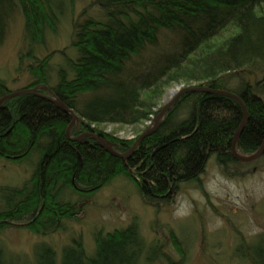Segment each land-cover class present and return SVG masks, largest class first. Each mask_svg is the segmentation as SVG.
Wrapping results in <instances>:
<instances>
[{
	"label": "trees",
	"instance_id": "1",
	"mask_svg": "<svg viewBox=\"0 0 264 264\" xmlns=\"http://www.w3.org/2000/svg\"><path fill=\"white\" fill-rule=\"evenodd\" d=\"M75 1L0 0V45L18 14L25 44L19 61H30L27 71L33 82L28 86L36 87V94L16 95L0 104V157L12 161L35 157L29 179L17 187L0 188V233L22 221L34 233L54 232L79 208L63 196L76 193L83 203L117 174L131 179L142 198L153 204L166 201L180 184L197 179L212 155L223 169L246 164L230 154L243 116L230 96L181 94L155 131L123 160L91 137L68 138L70 114L49 100L51 94L77 116L70 137L92 132L109 140L118 153L130 148L139 129L132 139L121 140L99 125L137 128L151 120L161 108L156 110L165 87L173 82L240 97L246 121L236 141L239 154L255 153L264 137V0H91L71 24L70 45L76 56L55 69L50 83L52 53L38 58L37 49L45 46L48 33H56L67 11L63 4ZM6 93L0 79V97ZM169 232L180 252L181 242ZM94 242L92 254L78 239L65 245L59 256L49 244L38 242L33 261L149 264L158 255L135 221L96 236ZM236 251L244 262L264 264V235L239 243ZM5 256L0 248V264L12 261Z\"/></svg>",
	"mask_w": 264,
	"mask_h": 264
},
{
	"label": "rangeland",
	"instance_id": "2",
	"mask_svg": "<svg viewBox=\"0 0 264 264\" xmlns=\"http://www.w3.org/2000/svg\"><path fill=\"white\" fill-rule=\"evenodd\" d=\"M90 2L77 0L73 5L64 3L62 10L66 7L67 11L56 33H48L45 46L37 49L38 58L52 53L48 70L50 83H54L55 69L64 65L67 58L76 56L75 49L70 45L71 24ZM94 11L90 9V13ZM22 24L17 14L0 45V79L7 92L34 88L28 86L33 82L27 71L30 61H19L25 48ZM245 77L251 79L250 75ZM191 85L195 83L169 84L156 110L182 88ZM153 119L154 116L137 128L113 123L99 127L112 133L116 139H132L135 129H139L141 134L151 128ZM34 160L32 156L23 161L0 157V188L17 187L29 179ZM244 163L223 169L212 155L197 179L180 184L166 201L156 200L153 204L142 198L131 179L117 174L84 198L83 203L79 202L82 198L76 193L63 196L67 201L76 202L79 208L83 206L71 218L62 219L54 232L45 235L34 233L27 228L28 222H15L13 227L0 233V248L5 257L12 260H8L9 264H13V260L14 264H35L33 248L38 242L49 244L59 256L65 245L80 239L89 255L94 250L96 236L124 228L135 221L146 241L152 242L158 250L157 258L149 264H250L238 258L235 252L239 243L245 245L264 235V157ZM170 230L181 242L180 252L171 243Z\"/></svg>",
	"mask_w": 264,
	"mask_h": 264
},
{
	"label": "water",
	"instance_id": "3",
	"mask_svg": "<svg viewBox=\"0 0 264 264\" xmlns=\"http://www.w3.org/2000/svg\"><path fill=\"white\" fill-rule=\"evenodd\" d=\"M42 88H44L45 90H47L48 92H50V90L46 87V86H41ZM36 87L34 88H21L18 89L16 91H12V92H7L6 94L2 95L0 97V104L5 100L8 99L10 97L16 96V95H20V94H36L35 92ZM195 91H204V92H208V93H213V94H223V95H227L232 97L233 99H235L239 105L242 108L243 111V116H242V120L240 122V124L238 125L237 129L235 130L234 134H233V138L231 141V145H230V154L231 156L239 161V162H251L255 159H257L263 152L264 150V137L258 147V149L255 151V153H253L252 155H241L239 153H237L235 146H236V141L237 138L240 134V131L246 121V110L245 107L243 105L242 100L240 99V97H238L237 95H235L234 93H230L228 91L225 90H218V89H208V88H202V87H184L182 88L171 100H169L167 103H165L160 110L157 112V114L154 116L153 119V124L151 126L150 129L143 131L133 142V144L130 146V148L123 152V153H118L115 152L112 148H111V142L101 136L96 135L95 133L92 132H84L82 134H79L75 137H69L68 136V130L71 127V125L74 123V121L76 120L77 116L74 113V111L68 107H66L61 101H59L58 99H56L52 94L49 98L50 101L54 102L56 105H58L63 111L67 112L70 114V121L68 123V125L65 128V135L72 139V140H78L80 141L83 138L86 137H91L93 138L95 141H97V143L99 144V146L101 148H103L106 152L110 153L113 156L116 157H120L123 160H126L134 151L135 147L137 146V144L147 135L151 134L152 132L155 131V129L158 127V124L160 122V120L163 118V116L166 114V112L171 108V106L174 104V102L177 100V98L183 94V93H187V92H195Z\"/></svg>",
	"mask_w": 264,
	"mask_h": 264
}]
</instances>
